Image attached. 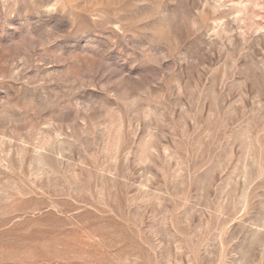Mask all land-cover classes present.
Masks as SVG:
<instances>
[{"label":"rangeland","instance_id":"1","mask_svg":"<svg viewBox=\"0 0 264 264\" xmlns=\"http://www.w3.org/2000/svg\"><path fill=\"white\" fill-rule=\"evenodd\" d=\"M0 264H264V0H0Z\"/></svg>","mask_w":264,"mask_h":264}]
</instances>
